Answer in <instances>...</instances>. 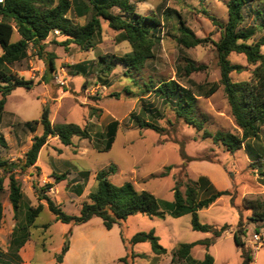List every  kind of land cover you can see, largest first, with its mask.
I'll use <instances>...</instances> for the list:
<instances>
[{"label": "rangeland", "instance_id": "1", "mask_svg": "<svg viewBox=\"0 0 264 264\" xmlns=\"http://www.w3.org/2000/svg\"><path fill=\"white\" fill-rule=\"evenodd\" d=\"M226 2L144 0L133 1V5L138 14L160 20L165 9L175 10L196 37L216 42L219 32L208 17L225 23ZM257 9L262 12L259 18L252 14ZM243 16V26L254 30L252 41H257L264 35V26L260 27L264 21V0L246 6ZM68 17L73 19L71 13ZM73 21L82 25L85 19ZM173 25L171 21L157 30L159 43L153 49V57L139 71L130 74L119 64L110 73H102V67L96 66L100 57L120 58L131 51L128 43L120 41L118 33L109 29L105 22H101V34L95 47L87 52L73 44H63L64 38L53 32L40 42L39 47L29 43L27 57L8 67L9 73L17 79L29 81L30 87H17L5 97L0 122V138L3 140L0 142V160L16 162L22 158L30 148L32 138L42 133L41 125L36 122L44 107L48 109L52 126L88 125L91 139L73 138L70 146H63L55 136H49L34 166L25 171H14L21 192L20 209L16 214L8 200L9 175L0 169V253L9 254L11 233L23 221L26 208L41 204L43 210L29 229L27 244L35 251L28 264H57L55 257L66 242L68 247L70 243V254L61 264H123L119 259L125 257L127 251L121 237L127 242L137 233L148 232L158 238L166 253L157 256L149 243H139L131 248L134 257L128 258L132 264H186L176 259L171 262L178 246L211 238L210 233L191 229L190 214L178 218L166 215L164 219L137 214L106 230L98 218L91 219L85 226L56 222L45 202L38 200L37 189L51 184L49 190L43 188L45 195L63 213L78 216L82 203L96 188L95 175L112 167L113 172L108 175L110 183L117 187L131 183L137 191H146L161 202H171L174 189L183 193L192 182H199L200 198H204L205 189L210 186L211 192L229 191L230 196H223L208 209L197 212L200 224L216 229L226 226V231L209 248L193 247L190 258L200 262L208 254L214 264H240L243 250L251 258L249 264H264V220L254 218L243 203L254 201L264 210V155L258 161L249 158L246 150L249 145L253 151L259 146L264 151V126L257 139H248L232 153L206 136L205 133L226 132L240 137L241 132L234 123L221 86L209 97L199 96L220 80L214 47L210 43L191 49L179 47L174 39ZM18 39L14 32L11 41ZM261 53L264 54V47ZM50 57L53 69L48 65ZM183 59H189L204 69L184 76ZM227 60L232 65L245 67L239 74L231 73L233 82L249 79L252 68L246 65L243 56L230 54ZM83 62L93 63V67L87 75L75 74L72 67ZM170 80L196 96L193 116L199 122L198 128L187 124L176 114L173 105L163 102L152 92L160 82ZM145 85L150 88L148 91ZM142 108L151 112L139 115ZM91 109L96 111L92 117ZM131 114L139 115L140 121L154 124L158 130L138 128L129 120ZM111 121H117L118 128L110 149L104 151L105 139H98L96 134L103 133ZM26 124L30 128L25 127ZM80 173L89 174L86 181ZM59 175H64V180L55 183L54 177ZM80 184L84 185L83 191L76 196V187ZM44 225L48 227L44 229ZM238 229L242 231L238 234L243 243L241 248L233 240ZM255 233L261 244L253 240Z\"/></svg>", "mask_w": 264, "mask_h": 264}, {"label": "trees", "instance_id": "2", "mask_svg": "<svg viewBox=\"0 0 264 264\" xmlns=\"http://www.w3.org/2000/svg\"><path fill=\"white\" fill-rule=\"evenodd\" d=\"M133 1L142 2L144 0H1L0 1V122L3 114L5 97L10 92L22 87L29 89L30 82L17 79L8 71V67L23 61L27 57V46L29 43L39 47L47 37L57 31L64 38L63 44H73L82 51H89L96 45V39L101 34V22H105L107 27L118 33L120 41H125L130 46V53L123 57H100L96 66L102 67L101 72L110 73L116 64L123 66L129 74L139 71L143 65L153 57V49L159 43L157 30L165 24L173 21V29L176 44L183 49H191L210 43L216 52L218 59L220 80L213 83L199 96L209 97L214 94L219 86L222 87L230 109L234 123L241 132V136H236L226 132H216L213 135L205 133L215 143L221 144L226 151L232 153L241 148L248 139H257L261 127L264 126V54L261 48L264 47V35L257 41H252L254 30L243 26V10L252 2L258 4L262 0H227L226 22L221 23L216 18L209 16L211 24L218 30L219 38L216 42H211L205 38H198L193 31L186 26L181 16L172 9H165L161 13V20L155 16H142L135 11ZM113 11H116L113 12ZM73 15V19H85L84 24L75 23L68 14ZM259 18L262 12L258 9L252 13ZM264 26L260 25L262 28ZM16 32L19 39L12 42L13 33ZM230 54L243 56L246 65L251 67L248 80L233 82L231 73L239 74L245 70L241 65H232L228 60ZM183 73L188 76L191 73L204 69L201 65H195L189 59H183ZM48 65L53 69V59L50 57ZM93 67V63H79L72 67L75 74L87 75ZM100 78V77H99ZM147 88V85H145ZM150 88H147V91ZM200 89V88H199ZM201 90V89H200ZM162 98V101L174 106L176 114L183 118L187 124L199 127L193 116L196 96L188 89L180 86L176 81L170 80L160 82L153 91ZM117 96V95H115ZM142 111V112H141ZM139 115L147 110L142 108ZM95 109H91L90 116H94ZM158 111H155L157 113ZM154 113V114H155ZM153 114V113H152ZM139 115L131 114L129 120L138 128H148L157 131L158 128L149 122L139 120ZM42 127L40 136L32 138L30 148L24 153L22 158L16 162L0 160V169L8 176V200L14 214L20 209L21 192L20 184L14 176V171H25L34 166L38 153L45 144L49 136H55L63 146H70L73 138L90 140L88 125L80 127L75 124H58L52 126L48 119V109H42L40 119L36 122ZM25 127L30 128L29 125ZM118 128L117 121L109 122L103 133L96 134L98 139L104 137V147L102 150L110 149ZM0 142L3 143L2 138ZM247 155L251 159L258 161L264 155L263 149L259 146L257 151H253L249 145L246 146ZM102 170L95 175L96 188L87 196V201L82 203L78 216H70L61 211L44 193V189L49 190L52 185L46 184L37 189L38 200L44 201L47 210L54 216L56 222L65 225L80 226L89 222L93 218H98L106 230H110L114 225L124 222L127 218L140 214L148 218L164 219L166 215L173 218L190 214L191 229L197 232L210 233L211 238L204 239L191 244H180L174 252L171 262L175 259L184 261L186 264H214L213 258L205 254L200 262H195L190 258V251L195 246L209 248L226 231V226L216 229L209 225L200 224L197 212L208 209L218 199L223 196H230L229 191H212L205 189L204 198H200L199 182H192L184 192L173 190L171 202L158 201L152 194L146 191H137L131 183L122 186H115L108 180L109 173ZM84 181L87 180L88 173H80ZM264 175V173H263ZM64 180V175L54 177L55 183ZM202 183V182H201ZM83 184L77 185L75 194L80 196L83 191ZM2 190V179L0 178V191ZM36 190V187H35ZM211 192L210 194H207ZM246 209L251 210L254 218L263 221L264 210L260 204L254 201L243 202ZM43 206H29L25 210L24 218L18 223L10 236L8 247L9 254L0 253V264H21L18 252L20 248L30 238L29 229L34 225L38 215L42 212ZM2 218V206L0 203V221ZM254 220V219H252ZM240 228V223H238ZM48 226L44 225L46 229ZM257 231V230H256ZM239 229L233 235L234 243L237 247H242V242L238 234ZM122 242L126 245L127 254L119 259L123 264H132L128 257L132 255L131 248L139 243H149L153 254L157 256L166 253L159 245L158 238L152 233H137L129 241ZM68 250V243H64L60 253L55 257V262L60 264L64 254ZM242 262L249 264L251 258L249 254L241 251Z\"/></svg>", "mask_w": 264, "mask_h": 264}, {"label": "crops", "instance_id": "3", "mask_svg": "<svg viewBox=\"0 0 264 264\" xmlns=\"http://www.w3.org/2000/svg\"><path fill=\"white\" fill-rule=\"evenodd\" d=\"M91 222V220L89 221V222H87L86 224H84V226L85 225H87V224H89ZM82 226V225H81ZM219 239V238H218ZM217 241V240H216ZM28 243V241L27 242H25V244L20 248V250H19V252H18V256H19V258H20V261H21V264H28V262H29V260L32 258V256H33V253H34V247H32V246H30V245H28L27 244ZM216 243V242H215ZM214 243V244H215ZM213 244V245H214ZM70 243H69V247H68V250H67V252L64 254V256H63V260H62V262L61 263H63L65 260H66V258L69 256V254H70ZM60 263V264H61Z\"/></svg>", "mask_w": 264, "mask_h": 264}, {"label": "built area", "instance_id": "4", "mask_svg": "<svg viewBox=\"0 0 264 264\" xmlns=\"http://www.w3.org/2000/svg\"><path fill=\"white\" fill-rule=\"evenodd\" d=\"M1 1V0H0ZM55 33H58L57 31H54ZM253 240L256 242V243H260L261 244V241H260V239H259V236H258V234L257 233H255L254 235H253Z\"/></svg>", "mask_w": 264, "mask_h": 264}]
</instances>
